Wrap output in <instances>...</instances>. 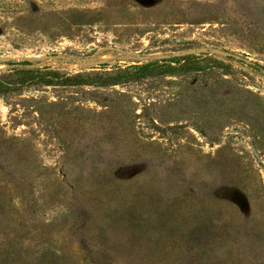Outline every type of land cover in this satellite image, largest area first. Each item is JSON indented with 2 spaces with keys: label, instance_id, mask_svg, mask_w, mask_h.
Returning <instances> with one entry per match:
<instances>
[{
  "label": "rangeland",
  "instance_id": "obj_1",
  "mask_svg": "<svg viewBox=\"0 0 264 264\" xmlns=\"http://www.w3.org/2000/svg\"><path fill=\"white\" fill-rule=\"evenodd\" d=\"M189 49L206 71L0 94V264H264V0H0V74Z\"/></svg>",
  "mask_w": 264,
  "mask_h": 264
},
{
  "label": "trees",
  "instance_id": "obj_2",
  "mask_svg": "<svg viewBox=\"0 0 264 264\" xmlns=\"http://www.w3.org/2000/svg\"><path fill=\"white\" fill-rule=\"evenodd\" d=\"M196 59L197 55L194 54L149 61L142 65L116 66L109 71L85 72L74 75L60 73L47 67L36 69L14 68L6 74H0V94L7 95L24 89H42L49 86L74 87L85 85L108 88L138 82L147 78L165 76L174 72L198 73L206 71V67L196 62ZM213 60L214 66H224L222 61Z\"/></svg>",
  "mask_w": 264,
  "mask_h": 264
},
{
  "label": "water",
  "instance_id": "obj_3",
  "mask_svg": "<svg viewBox=\"0 0 264 264\" xmlns=\"http://www.w3.org/2000/svg\"><path fill=\"white\" fill-rule=\"evenodd\" d=\"M197 50L196 49H189L185 50L182 52H173L172 54H164L160 56H155L154 59L157 60H164V59H169L170 57H180V56H187V55H194L196 54ZM144 60H150L152 59L150 56H143L142 57ZM255 155H257L256 150H254Z\"/></svg>",
  "mask_w": 264,
  "mask_h": 264
}]
</instances>
